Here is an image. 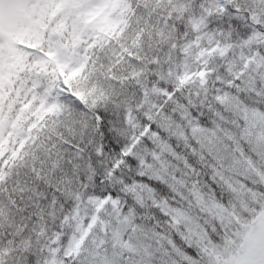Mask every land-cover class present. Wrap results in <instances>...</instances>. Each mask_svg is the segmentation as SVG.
<instances>
[{
	"label": "snow or ice",
	"instance_id": "snow-or-ice-1",
	"mask_svg": "<svg viewBox=\"0 0 264 264\" xmlns=\"http://www.w3.org/2000/svg\"><path fill=\"white\" fill-rule=\"evenodd\" d=\"M0 264H264V0H0Z\"/></svg>",
	"mask_w": 264,
	"mask_h": 264
}]
</instances>
